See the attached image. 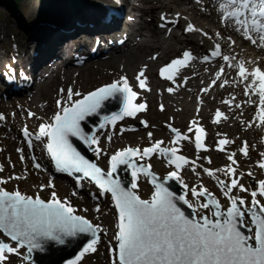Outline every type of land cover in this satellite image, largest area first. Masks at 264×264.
Segmentation results:
<instances>
[{
	"label": "snow or ice",
	"instance_id": "obj_1",
	"mask_svg": "<svg viewBox=\"0 0 264 264\" xmlns=\"http://www.w3.org/2000/svg\"><path fill=\"white\" fill-rule=\"evenodd\" d=\"M222 16L224 20H231L235 23L236 31L241 32L243 38L253 45L264 48V0H227L226 4H221ZM162 19H166L162 17ZM186 31H193L192 25H188ZM206 35V34H205ZM234 43V42H233ZM221 56V45L217 43L211 52V57ZM209 56H204V61L209 60ZM192 59L189 52L185 51L182 58L174 59L169 64L159 69V75L165 80H173L179 69L187 66ZM225 62L230 61V57L224 55ZM235 60V57L231 58ZM228 67L236 69V76L239 83L244 84L243 94L249 97L247 103L255 106V119L264 126V70L258 65L249 69L246 62L229 63ZM224 73V67L216 72V79L212 80L208 87L202 91H209L217 80ZM145 74L141 71L136 80L140 89H146ZM227 83V81H225ZM219 87L223 88L224 84ZM64 90L61 89V92ZM169 93L173 91L171 87L167 89ZM119 94L122 96V104L119 113L107 116L104 121L108 124H115L116 121L124 117H134L137 113L146 109L144 103H134L138 93L129 85L126 77H121V81L113 82L95 91L89 92L82 99L73 101V96L80 93L73 89H67L70 106H65L61 100H57V107L61 109L54 114L52 122L41 123L34 139L43 143L47 155L51 158L57 172L67 173L72 176L74 173L81 174L77 177V187L80 186L81 179H88L95 183L101 195L110 193L114 208L117 213L116 231L113 239L115 259L112 264H264V205H261L258 196L264 197V180L258 182L256 190L250 192L251 203L246 204L242 197L229 195L233 189L239 188L241 192L248 189L235 176V169L229 165L224 171L230 179V183L219 181L223 195L228 198L230 206L226 211H220V204L213 194L204 187H192L189 189L192 197L198 201L203 198L204 202L197 205L190 203L186 195L175 196L165 186L168 180H177L188 189L179 177V171L190 162L185 156L178 155L176 147L162 148V141H157L151 147L125 148L118 150L109 160V170L104 173L100 167L86 160L73 147L69 137H75L85 144H98L95 135L87 134L81 127V122L86 117L97 113L103 103ZM256 97L257 99H251ZM235 99V97H233ZM225 105H230V101H222ZM240 104H236L239 108ZM163 110V106H161ZM29 117L34 114L29 112ZM5 117L0 114V120ZM227 116L216 110L212 122L219 124L226 120ZM141 123H145L141 121ZM192 124H197L193 121ZM145 126H147L145 124ZM101 129L105 123L99 125ZM170 127L174 134L171 141L177 144L180 141H191L192 137L182 134L178 129ZM189 133L194 132V145L197 152L207 150L203 142L205 130L195 128L190 124ZM23 135L32 148V139L27 129ZM149 138L152 133H148ZM111 137H109L110 139ZM46 140V143L44 142ZM231 143L227 139L217 142V150L224 151V145ZM19 152L20 149H17ZM97 155L100 149H95ZM240 152L247 156V143L240 148ZM159 153L167 160L169 165H174L175 171H170L160 182L152 171L151 165H139L133 157L139 159L150 158L152 154ZM235 153L228 156V160L235 164ZM264 157V153L261 154ZM24 157L21 156V160ZM211 161L209 160V163ZM125 165L131 169V188L124 187L118 177L115 176L118 166ZM258 166L264 169V159ZM33 167L41 169L39 163H34ZM195 170V169H193ZM2 171V168H0ZM204 172L212 177L213 170L208 168ZM140 175L149 178V182L154 186V191L150 199H141L134 189L138 188L137 180ZM249 176L252 173H248ZM19 179L20 177H12ZM7 183L0 180V184ZM54 188V184L49 180L48 184L41 185ZM75 194V193H73ZM179 200L193 209L190 218L186 216L180 207L175 203ZM99 211V208L96 209ZM201 210H210L211 216L204 214ZM76 210L65 199L61 201L56 193H51V198L45 201L40 196H26L20 191H6L0 187V233L7 237L12 244L0 240V264L8 259L9 254L19 255V249L27 248L28 253L34 250H43V242H56L63 244L65 237H76L79 234L91 236L74 259L66 261V264H78L86 254L95 253L101 231L99 225H93L88 219L75 214ZM247 228L251 235H245L241 230Z\"/></svg>",
	"mask_w": 264,
	"mask_h": 264
},
{
	"label": "bare ground",
	"instance_id": "obj_2",
	"mask_svg": "<svg viewBox=\"0 0 264 264\" xmlns=\"http://www.w3.org/2000/svg\"><path fill=\"white\" fill-rule=\"evenodd\" d=\"M125 1L127 7L131 9L127 8L130 22L121 30L118 26L121 13L112 0H24L17 8L9 5L8 0H0V5L8 9L19 26L28 29L26 33L29 39V44H25L22 50L16 47L12 54L9 49L3 51L0 48V68L5 71L6 67L11 65L18 78V82L16 80L15 82L10 75L4 73L6 81L4 91L8 94H5L6 99L2 101L6 103L5 109L9 107L12 112L15 108L17 119L32 132V128L36 125L49 124L48 119L52 118V113L61 110L57 107V100H61L64 105L70 102L67 89L71 88L78 93L86 92L87 86L121 81V77L131 78L133 86L137 87L136 77L143 71L147 90L143 89L141 96L159 102L160 109L161 106L163 110L171 109L172 116L168 117L167 122L175 120L179 125H197L204 121L214 136L215 143L211 144L213 146L211 149L218 155L217 159L224 164L221 169L231 165L235 171H240L244 176L252 173L249 177L254 178L257 183L264 180V169L258 166L264 159L261 155L264 153V126L255 119V106L247 103L249 97L243 94L244 84L238 82L236 69L228 67L229 63L244 61L248 68L251 65L254 67L258 65L264 69V48L244 39L242 33L236 31L237 26L233 21L223 19L220 5L226 4L227 0ZM41 9L45 12L39 14ZM47 11L51 14L46 13ZM188 25H192L193 31H186ZM174 27H177L179 32H175ZM4 29V26H0V41L3 35H7L4 34ZM95 38L99 39L98 43H95ZM217 43L221 45V56L212 57L208 61L201 59V53L213 51ZM185 51L192 56L187 66L179 69L171 81L160 77L159 69L174 59L182 58ZM76 53L83 57L82 63L78 65L72 62ZM5 55L8 56V61L5 60ZM224 55L230 57L229 62L222 59ZM233 57L235 60L231 59ZM104 61L115 63L117 69L94 72L77 78L82 67L87 68L91 64ZM221 67H224V73L217 80L216 85L209 88L206 93L202 91L216 79L215 74ZM40 71L43 73L39 77L37 74ZM56 72L59 73V78H56ZM36 78H38L36 88H30V82ZM62 82H66V88H62ZM222 83L223 88L219 87ZM169 87L173 89L171 93L167 91ZM41 89H44L47 99L43 98ZM61 89L64 91L61 92ZM187 96H191V99L187 100ZM225 99L230 101V105L222 102ZM251 99L257 98L251 97ZM23 104L29 108H24L25 113L19 111V107L23 108ZM236 104H240V107L236 108ZM193 105L199 106L196 112L192 108ZM217 109L222 111L227 119L214 124L212 120ZM28 111L34 115L29 117ZM26 114L27 119H25ZM10 117L11 119H4L0 125L4 126L5 122L13 123L12 114ZM193 121L197 124H192ZM114 128V126L109 128V132L113 133ZM147 129H149L147 126L142 128L133 126L128 130L127 136L133 140L136 134L142 131L149 133ZM231 129H234L232 133ZM106 133L107 131H99L95 134L98 142L103 144ZM117 134L115 132L108 135L110 143H117ZM238 135L243 139L242 146L246 142L249 145L247 151L259 156L254 163L249 161L248 154L243 155L241 160L235 159L234 155L236 163L232 164L228 156L233 153L227 151V147L224 151L217 150L219 140L227 139L233 142ZM172 139L173 137L169 140L160 137L156 140L162 141V144H166L168 148H178L180 155L185 156L190 162H195L182 167L180 172L184 171V174H189L190 170L196 169V166L212 158L209 156L203 158L197 155V152L191 154L190 148L183 147L180 142L174 145L171 143ZM39 147H41L40 142H34L32 148L20 144V152L24 159L33 158V162L41 164L43 153L38 151ZM103 153L100 149V158ZM241 161H244L246 169L238 167ZM28 162L30 163V160ZM163 166V168L170 166L166 159ZM172 168L175 170L174 165ZM46 170L38 169L37 176L41 185H45L43 177ZM210 170L215 172L213 168ZM193 173L194 177L188 179L191 186L198 184L195 175L197 174L198 177L200 175L195 173V170ZM236 176L238 175L235 172L234 177ZM217 180L224 181L214 173L209 181L216 183ZM59 183V192L62 193L60 200L67 199L71 202L72 190L69 188V180L64 178ZM189 189L191 188L183 187V192L190 195L187 197L190 203L197 205L199 201L192 197ZM222 197H225L223 193ZM93 202H90V205ZM115 231L116 228L111 230V236ZM108 243L113 245L114 240H109Z\"/></svg>",
	"mask_w": 264,
	"mask_h": 264
},
{
	"label": "rangeland",
	"instance_id": "obj_3",
	"mask_svg": "<svg viewBox=\"0 0 264 264\" xmlns=\"http://www.w3.org/2000/svg\"><path fill=\"white\" fill-rule=\"evenodd\" d=\"M24 0H8L9 5H12V7L16 6V8L23 3ZM10 9V8H9ZM51 14V12H49ZM0 26H4V34L7 33V35H3L2 39L0 41V48L4 51L5 49H9L10 54L15 52V48L18 47L19 49H23L22 43H28L27 37L28 34L26 33L28 29H22L21 26H19L18 22L14 19L13 15L10 14L8 9L6 7H3L0 5ZM175 32H179V29L177 27H174ZM16 32V33H15ZM26 36V37H25ZM138 54V53H137ZM8 61V56L5 55V60ZM2 68V67H1ZM0 68V70H1ZM135 67H133L134 69ZM108 69H117V65L115 63H111L110 61H104L99 64H91L87 68L81 69L80 73H78L77 78L79 76L83 75H89L94 72H108ZM155 69V68H153ZM136 71V68H135ZM112 73V72H111ZM59 73L56 72V78H59ZM0 79V92L3 89V85L1 83ZM71 83V81H70ZM109 84L112 82H108ZM62 88H66L67 86L66 82H62ZM59 86V85H58ZM94 85L87 86L86 89L89 90L90 87ZM55 91V90H54ZM43 93V98L47 99L46 94H44V89L41 91ZM82 93V92H81ZM80 93V94H81ZM191 99V96H187V100ZM194 99V98H193ZM2 99L0 97V114H2L5 119H11V114L13 116V123H4V126L0 125V166L2 168V171H0V180H6L7 183L0 184V187L5 188L9 191H20L23 195L26 196H40V198L44 200H48L51 198V193L54 191L57 195V197L60 199L62 198V193L59 192L60 183L59 181L67 178L69 180V188L72 190L70 200L69 202L73 208L76 210V214L82 215L86 219H88L93 225H99L101 228L100 233V240L97 244V251L95 253H90L84 256V258L78 262V264H112L113 260L115 259V251L113 250V247L115 245V240L113 239V236H111V230L115 229L116 225V213L115 210L111 204V201L109 197H106L105 199H102L98 201L97 203H92L90 205V197L91 198H98V189L94 188L93 185L89 182L88 179H81L80 186L77 187L76 180L73 179L71 176H69L66 173L54 175L53 174V166L51 164V161L43 154L42 160H41V170H44L45 168L46 173L44 175L43 182L45 183V186L48 184L49 180L52 181L54 184V188H48L45 187L43 190L41 189V182L38 179L37 172L38 169L34 168L32 163L33 158L23 159L21 160L22 153L17 151V149H20L19 141V134H17V129L22 125V122L17 119L15 108H13L11 112V108H7L4 106L6 103H2ZM146 109L144 112H142L139 116L135 118H126L124 121H122L116 128L117 134V143L112 144L109 141H104L103 144V151L104 156L103 158H96L95 161L102 167L103 169H107L109 167V157L116 149H124L127 147H134L135 149L141 144L148 145L149 147L152 146L155 142L152 140V138L155 140L157 137H164L169 140L170 137H173L174 134L170 131V127H174L178 129L182 134H186L190 137H192L191 141H180L184 147L190 148L191 154L196 153L197 150L195 149L194 145V132L189 133L188 131H185L189 125L183 124L179 125L178 122L175 120L173 122H167L168 117L172 116V110H161L158 103L154 100H146ZM193 101V100H192ZM139 103H145L141 102L139 100L136 102ZM70 103L68 102L67 105ZM194 104V102H193ZM2 106V107H1ZM201 106V105H200ZM195 107V108H194ZM17 108V107H16ZM24 108L29 109L26 104H23V108L19 107V111L22 113H25ZM192 108L194 109V112H196L199 108V106L193 105ZM30 112V111H28ZM56 110L53 112L52 116ZM27 119V114L25 115ZM4 120H0V123H2ZM141 121L145 123H141ZM51 120L49 121V123ZM145 124L149 129L148 131L152 132V137L149 139L146 136L145 131H142L141 133L136 134L135 138L132 140L130 139L127 134L129 133L128 130L132 128L133 125L136 127H145ZM199 127H202L205 130L206 140L204 141V144L206 146L207 150H201L197 152L196 154L201 157H212L206 162L201 163V165L196 166L195 173H199V177L197 174L195 175V179L197 180L198 184L191 186L188 179L194 177L193 169L190 170V173L184 174V171L181 173L179 172V177L183 181L188 183V186L190 188L192 187H204L207 188L215 197V199L219 202L221 209H226L230 204L229 200L226 197H222V190L218 186L219 181L217 180L216 183H212L209 181L212 177H209L205 172V167H211L215 169V175L219 178L224 179V181L227 183L230 181V178H226L228 175L225 174L224 171H216L218 169H221L224 164H222L221 161L217 159V154L214 153V151L211 149L213 146L212 143H215L214 136L212 132L210 131L209 126L204 121L200 122L198 124ZM34 129V128H32ZM234 129H231V133ZM35 133V130H33ZM235 132H233L234 134ZM248 136H250L249 132L247 131ZM129 138V139H128ZM16 140L18 142L16 143ZM22 143L28 144V142L21 141ZM35 142V141H34ZM210 144V146H209ZM226 144L224 148L227 147V151H231L232 153H235V159L241 160L243 159V154L240 152V147L243 145V139L241 136H236L233 142H231L230 145ZM210 147V148H209ZM40 148V149H39ZM38 148V151L41 153V147ZM162 148H168L166 144L163 143ZM247 148H249V145L247 144ZM43 151V150H42ZM178 154H181L180 150L177 152ZM249 161L254 163L258 160L259 156L255 155V153H249ZM136 161L143 162L146 165H151V170L159 174L160 176H164L168 174L170 170H172V165H170L168 168H163L164 159L161 157L159 153H154L150 158L146 159H139L137 157H134ZM30 160V163L28 162ZM208 163V164H206ZM190 165H192L190 163ZM239 168L246 169L247 166L244 165V161H241ZM238 174L239 183L243 184L245 188L248 189L247 192H241L239 188L233 189L232 193L230 195L237 196V197H246L245 201L246 204L251 203V195L250 192L252 190H256L258 187V183L255 179L250 178L249 176H243L240 171H236ZM12 177H20L19 179H13ZM209 177V178H208ZM139 187L138 189H134V191L143 199H149L152 191L153 186L149 182V180L144 177L143 175L139 176ZM73 179V180H72ZM193 183V181L191 182ZM75 193V194H73ZM190 195L186 194V198ZM257 199L259 200L261 205H264V197L258 196ZM199 202H204L203 198ZM198 202V203H199ZM96 207L99 208V211H97ZM202 212L206 215L211 214L210 210H202ZM252 233H250L251 235ZM0 240H4L5 242H8L12 244V246H16L15 242L10 241L7 237H5L2 233H0ZM109 240H114V244L110 245L108 243ZM111 254V255H109ZM25 255V248L22 247L19 249V255L17 254H9L8 259L3 262V264H30L27 260L24 259Z\"/></svg>",
	"mask_w": 264,
	"mask_h": 264
},
{
	"label": "water",
	"instance_id": "obj_4",
	"mask_svg": "<svg viewBox=\"0 0 264 264\" xmlns=\"http://www.w3.org/2000/svg\"><path fill=\"white\" fill-rule=\"evenodd\" d=\"M115 99L119 101L115 104ZM122 96L117 94V96L110 98L109 100L103 103L101 109L98 110L97 113L92 116L86 117L84 121L81 122V127L84 131L91 135L97 125L107 116H109L112 112L117 111L119 107L122 105ZM117 101V100H116ZM70 142L73 147L90 163H93L90 155H89V145L85 144L81 140H78L75 137H69ZM75 175H81L78 173H74ZM155 174V173H154ZM129 175L130 170L125 165L118 166L117 172L115 176L118 177L122 183V185L128 189H130L129 183ZM156 175V174H155ZM160 178L158 175H156ZM160 182H164L163 178H160ZM165 186L171 191L175 196L183 195L181 188L177 182V180H168L165 183ZM175 203L178 207H180L181 211L185 213L186 216L190 218L193 215L192 209H189L187 205L183 204L179 200H176ZM220 210V209H219ZM245 235H249L247 228L241 229ZM91 239V236L88 234H79L76 237H65V242L63 244H59L56 242L48 241L43 242V250H34L32 253H29V261L31 264H66V261L72 260L82 249L84 244Z\"/></svg>",
	"mask_w": 264,
	"mask_h": 264
}]
</instances>
